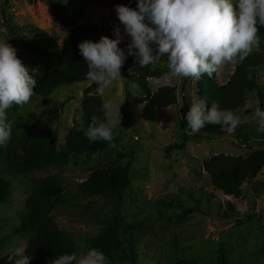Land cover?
Listing matches in <instances>:
<instances>
[{
    "label": "rangeland",
    "instance_id": "rangeland-1",
    "mask_svg": "<svg viewBox=\"0 0 264 264\" xmlns=\"http://www.w3.org/2000/svg\"><path fill=\"white\" fill-rule=\"evenodd\" d=\"M52 2L50 8L47 0H0V14L4 10L12 24L18 27L17 34L9 36L0 19V39L8 40L17 50V57L29 68L30 74L31 69L38 70L37 80L55 67V58L69 28L56 19L55 8L69 17L80 5L79 22L107 26L111 39H115V27H120L121 31L123 28L116 6L136 8V0ZM30 27L43 30L45 35L29 34ZM129 42L130 37L125 35L118 46L126 49ZM161 59L159 63L168 72L166 61ZM236 62L227 63L216 72L217 83L228 80ZM256 73L261 85L264 68ZM164 75L149 78V85L152 90L162 85L175 86L177 101L166 108L139 103L142 94L137 85L135 88L129 86L127 95L124 78L103 93L99 92L103 103L106 100L122 103L121 125L115 130L116 148L75 156L68 163L27 173L6 172L11 189L0 207V264H14L19 259L13 256L9 260V256L18 246L25 247L27 235L10 234L11 226L18 223L34 179L49 174H56L63 185L62 199L56 202L52 216L60 228L75 239L79 255L88 251L84 236L95 235L109 223L137 220L142 223V230L136 238V264H211L219 255L221 244L225 245L229 264H259V255L264 249V168L255 179L243 183L240 196L236 198L217 190L203 168V162L218 153L246 156L255 149L264 148V134L257 132L253 118L256 107H260L257 105L258 92H249L245 104L232 111L241 120L234 134L226 131L206 139L195 136L184 119V114L197 101L196 80L172 78L170 83L164 84ZM91 84L85 77L80 82L56 88L45 98L33 96L28 104L8 109V120L19 127L56 129L61 146L67 131L82 114L83 91ZM185 132L191 136L185 147L169 155L165 153L166 146L180 142ZM15 149L22 154L18 146ZM119 151L127 156L119 157ZM125 163L131 166L130 183L116 199L84 197L78 192V184L93 168ZM161 200L179 205L165 206L159 203ZM195 200L202 212L179 219L182 206H194Z\"/></svg>",
    "mask_w": 264,
    "mask_h": 264
},
{
    "label": "trees",
    "instance_id": "trees-1",
    "mask_svg": "<svg viewBox=\"0 0 264 264\" xmlns=\"http://www.w3.org/2000/svg\"><path fill=\"white\" fill-rule=\"evenodd\" d=\"M52 1L47 0L50 8L53 7ZM81 12L80 5L69 17L63 16L59 8L54 9L56 19L69 28L55 58V67L46 71L37 80L34 96L45 98L58 87L82 81L86 77L88 68L79 54V43L83 40L96 42L102 36L111 39V31L107 26L79 22ZM0 19L6 26L7 34L15 36L18 27L12 24L4 10L1 11ZM258 28L259 48H254L242 62L237 60L232 74L225 83H217L216 73L211 78L204 75L196 80L197 99H206L209 107L213 103H218L222 109L235 111L245 104L248 93L256 90L260 108L264 109V80L260 85L256 73L259 68H264V26L258 25ZM28 32L41 37L45 35L43 30L36 27H30ZM25 44L28 45L27 42ZM166 72L167 68L159 62L140 67L138 62L129 56L121 68L122 77L125 79V93L129 95V86L135 84L142 94L138 99L139 103L147 102L157 108H166L175 104L177 101L175 86L162 85L152 90L149 85V78H160ZM97 88L98 86L92 83L84 89L80 103L82 114L67 131L61 146L58 145L59 134L56 129L19 127L13 122L11 140L6 148H0V207L6 202L11 189V182L6 172L27 173L45 166L68 163L75 156L114 149L106 142L90 143L85 135L93 117L98 122L105 119L102 110L103 99ZM200 131L203 133L194 135L211 139L221 132H226L227 129L220 124H206ZM190 138L188 133H183L180 142L166 146L165 153L169 155L174 150L183 149ZM15 146L20 148L22 154L15 149ZM117 155L127 156L120 151ZM130 167V163L95 167L78 184V192L84 197L114 200L129 187ZM203 168L217 190L236 198L240 196L243 183L255 179L264 168V148L255 149L246 156L218 153L205 160ZM62 188L63 185L56 174L34 179L19 213L18 223L11 226L10 234L27 235L25 247L27 254L33 257L30 264H51L55 258L65 253L79 255L75 239L60 228L52 216L56 202L62 199ZM195 201L194 206H182L179 219L202 212L197 200ZM159 203L165 206L179 205L173 201L161 200ZM141 230L142 223L137 220L109 223L95 235L83 238L88 251L101 250L111 264L126 261L136 264L135 244ZM218 252L219 255L211 264H229L230 260L226 255L224 244L219 246ZM259 261V264H264V249L259 255Z\"/></svg>",
    "mask_w": 264,
    "mask_h": 264
},
{
    "label": "clouds",
    "instance_id": "clouds-1",
    "mask_svg": "<svg viewBox=\"0 0 264 264\" xmlns=\"http://www.w3.org/2000/svg\"><path fill=\"white\" fill-rule=\"evenodd\" d=\"M115 11L123 26L122 31L120 27L114 28L115 39L102 36L99 41L83 40L78 45L88 68L86 78L98 86L100 93L123 78L121 68L129 56L140 67L154 65L164 58L168 65L164 84L172 78H211L225 64L242 62L254 48H259L258 25L264 26V0H136V8L117 5ZM125 35L130 42L122 49L118 45ZM37 74L35 68L30 74L17 57V50L8 40L0 39V148H6L12 138L13 125L7 110L30 102L35 95ZM121 104L111 100L103 103L105 119L98 122L93 117L85 132L90 143L100 141L117 147L115 130L121 125ZM253 118L257 132L264 134V109L257 106ZM184 119L194 134L206 124H220L231 135L241 123L234 112L222 109L218 103L209 107L206 99H197ZM11 253L9 260L19 257L14 264H30L33 259L24 246ZM51 264L111 262L101 250L90 249L83 255L62 254Z\"/></svg>",
    "mask_w": 264,
    "mask_h": 264
}]
</instances>
